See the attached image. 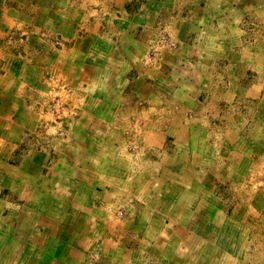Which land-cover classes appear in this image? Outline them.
Returning a JSON list of instances; mask_svg holds the SVG:
<instances>
[{"label": "crops", "instance_id": "obj_1", "mask_svg": "<svg viewBox=\"0 0 264 264\" xmlns=\"http://www.w3.org/2000/svg\"><path fill=\"white\" fill-rule=\"evenodd\" d=\"M0 264H264V0H0Z\"/></svg>", "mask_w": 264, "mask_h": 264}, {"label": "rangeland", "instance_id": "obj_2", "mask_svg": "<svg viewBox=\"0 0 264 264\" xmlns=\"http://www.w3.org/2000/svg\"><path fill=\"white\" fill-rule=\"evenodd\" d=\"M58 105L59 104L55 101V106H58ZM42 144H43V147H46L48 145V142H45V143L42 142ZM118 216H120V211H118ZM121 217H123V216H121Z\"/></svg>", "mask_w": 264, "mask_h": 264}]
</instances>
